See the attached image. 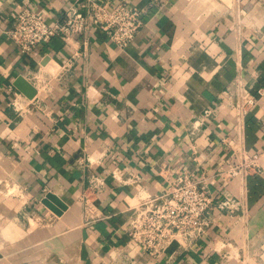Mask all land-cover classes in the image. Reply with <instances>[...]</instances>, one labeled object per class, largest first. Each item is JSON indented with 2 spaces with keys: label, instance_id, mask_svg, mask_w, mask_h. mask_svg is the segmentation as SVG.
I'll return each instance as SVG.
<instances>
[{
  "label": "crops",
  "instance_id": "0c3cea01",
  "mask_svg": "<svg viewBox=\"0 0 264 264\" xmlns=\"http://www.w3.org/2000/svg\"><path fill=\"white\" fill-rule=\"evenodd\" d=\"M120 1L143 18L127 50L92 24L23 55L7 34L20 8L52 24L88 2L0 0V264H110L121 250L133 264H264V0ZM243 90L256 103L241 124ZM242 149L263 154L259 171L221 175ZM182 172L209 182V227L151 258L125 224L139 193ZM87 194L105 219L86 217Z\"/></svg>",
  "mask_w": 264,
  "mask_h": 264
},
{
  "label": "built area",
  "instance_id": "2783aa9c",
  "mask_svg": "<svg viewBox=\"0 0 264 264\" xmlns=\"http://www.w3.org/2000/svg\"><path fill=\"white\" fill-rule=\"evenodd\" d=\"M87 13H78L77 7L69 6L61 21L48 23L45 16L30 7H23L14 15L7 34L23 55L31 54L40 45L53 38L65 42L79 34L90 32L92 24L104 32L115 46L125 51L135 40L143 24L142 12L137 6H129L120 0H87ZM264 93V88L261 90ZM256 103V98L243 90L238 105L241 124L248 110ZM209 113V111H207ZM261 152L247 150L234 151L225 169L220 173L227 177H244L257 173ZM95 187V186H93ZM93 190V188H92ZM13 191H17L14 188ZM132 213L125 224V232L132 243L158 259L173 243L188 249L207 232V213L213 198L209 182L205 178L196 179L190 172H182L161 193H139ZM86 217L90 221L103 220L102 213L89 194L84 196ZM221 209H232L229 201L219 204ZM122 252L117 251L118 253ZM126 252V251H124ZM125 258L113 255L110 264H133L129 253Z\"/></svg>",
  "mask_w": 264,
  "mask_h": 264
},
{
  "label": "water",
  "instance_id": "95a60500",
  "mask_svg": "<svg viewBox=\"0 0 264 264\" xmlns=\"http://www.w3.org/2000/svg\"><path fill=\"white\" fill-rule=\"evenodd\" d=\"M15 86L18 90H20L24 95H26L28 98H33L35 95V89L34 87L27 82L23 77H19L17 79V82L15 83ZM48 198L53 199L61 208H56L55 206H52L47 202V200H43V204H47L48 207L58 216L62 215L63 211L67 209L66 204H64L61 200L56 199V197L52 195H48Z\"/></svg>",
  "mask_w": 264,
  "mask_h": 264
},
{
  "label": "rangeland",
  "instance_id": "374dc122",
  "mask_svg": "<svg viewBox=\"0 0 264 264\" xmlns=\"http://www.w3.org/2000/svg\"><path fill=\"white\" fill-rule=\"evenodd\" d=\"M63 214H64V213H63ZM63 214H62V215H63ZM62 215H61V216H62ZM32 224H33V226H34V223H32ZM11 252H12V250H11ZM12 256H13V255H12ZM17 258H18L17 256H16V257L14 256V257L12 258V260H10V262L7 261V263L4 262V263H2V264H21V263L19 262V260L17 261ZM29 259H30V260H29ZM29 259H28V261L25 262L24 264H32V261H31L32 258H29Z\"/></svg>",
  "mask_w": 264,
  "mask_h": 264
},
{
  "label": "bare ground",
  "instance_id": "6f19581e",
  "mask_svg": "<svg viewBox=\"0 0 264 264\" xmlns=\"http://www.w3.org/2000/svg\"><path fill=\"white\" fill-rule=\"evenodd\" d=\"M9 192H10V191H9ZM11 192H12V189H11ZM11 192H10V193H11ZM16 192H17V191H16ZM12 193H13V192H12ZM14 193H15V192H14ZM14 193H13V194H14ZM2 195H4V193H3ZM2 198H3V197H2ZM8 201H9V200H8ZM31 222H32V221H31ZM32 225H33V224H32ZM32 229H33V228H32ZM39 230H40V229H39ZM31 231H32V230H31ZM31 231H30V232H31Z\"/></svg>",
  "mask_w": 264,
  "mask_h": 264
}]
</instances>
